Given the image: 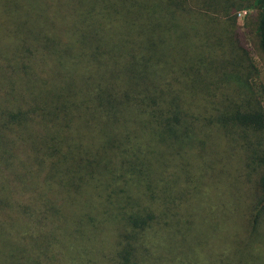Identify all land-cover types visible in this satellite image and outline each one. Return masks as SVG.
Wrapping results in <instances>:
<instances>
[{"label":"trees","instance_id":"16d2710c","mask_svg":"<svg viewBox=\"0 0 264 264\" xmlns=\"http://www.w3.org/2000/svg\"><path fill=\"white\" fill-rule=\"evenodd\" d=\"M238 7L0 0V264H264Z\"/></svg>","mask_w":264,"mask_h":264},{"label":"rangeland","instance_id":"374dc122","mask_svg":"<svg viewBox=\"0 0 264 264\" xmlns=\"http://www.w3.org/2000/svg\"><path fill=\"white\" fill-rule=\"evenodd\" d=\"M238 2V8L233 12L235 27L233 34H226L231 36L234 39L237 45L243 47L245 53L251 61L250 76L248 77L246 83L249 86L250 90L253 92L252 96L254 97L255 107L260 108L261 112L264 115V52L262 51L259 44V36L257 30V10L256 8L246 0H236ZM217 14V19L221 24ZM217 149V147H216ZM230 176L236 179L238 174L233 170L229 169ZM246 182H244L243 190L245 191ZM250 191V190H249ZM255 192L254 197L252 198L255 201ZM242 199H245L248 203L247 198L242 194ZM247 205V204H245ZM243 205V207L245 206ZM207 204L199 211H195V214L201 215L205 212ZM202 216L194 219L196 223L200 221ZM202 234H198L201 236Z\"/></svg>","mask_w":264,"mask_h":264}]
</instances>
